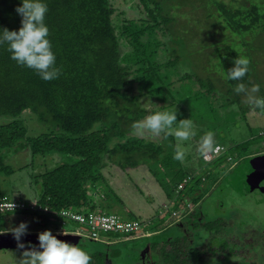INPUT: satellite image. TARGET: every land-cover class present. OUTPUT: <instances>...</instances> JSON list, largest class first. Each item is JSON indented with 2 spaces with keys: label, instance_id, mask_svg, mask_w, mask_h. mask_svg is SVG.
Returning a JSON list of instances; mask_svg holds the SVG:
<instances>
[{
  "label": "trees",
  "instance_id": "obj_1",
  "mask_svg": "<svg viewBox=\"0 0 264 264\" xmlns=\"http://www.w3.org/2000/svg\"><path fill=\"white\" fill-rule=\"evenodd\" d=\"M238 1L236 5L237 0H197V3L139 0L144 16L117 24L113 21L115 8L111 0H44L47 4L44 23L49 29L48 39L56 57L48 69L55 72V78L44 80L38 71L11 59L9 41L4 39L3 31L18 30L21 26V17L15 12L20 0H0V115L9 117L0 123V199L3 196L13 199L1 186V176L12 173L5 162L7 153L29 147L32 157L52 153L60 159L53 167L33 175L35 185L39 186L37 201L48 207L49 212H16L60 218L55 212L61 209L78 212L91 209L117 213L126 220L144 221L131 209H114L115 203L121 200L106 181L102 169L106 162L121 169L146 164L158 178L167 200L158 203L163 213L155 215V221L149 219L142 230L159 232L160 236H152L149 241L150 250L158 253L159 263L207 264L208 259L218 258L220 254H223L221 259L231 261L225 254L234 253L237 244L227 240L228 234L218 236V231L231 226L224 223L222 228L220 217H216L215 225H210L203 219L202 210L198 211L197 207L187 210L189 202L198 206L206 190L203 185L213 175L212 182H216L218 174L208 170L191 174L183 162L173 158L174 135L166 134L165 129L159 141L146 139L136 136L132 125L150 114L143 98L162 102L159 109L174 111L176 120L172 127L184 120L173 100L179 106L182 101L189 102L188 107L195 108L196 116L201 114L200 109L213 110L215 99H223L227 106L240 101L239 92L246 91L252 84L254 54L251 57L246 54L250 63L244 77L230 80L226 76L239 56L253 51L251 46L249 48V35L264 33V0ZM190 12L195 13L193 27L198 37L197 47L193 48L187 41L190 28L178 25V20L184 23L189 19ZM203 19L207 24L200 23ZM202 36L212 41L205 44ZM234 42L244 47V52L234 47ZM124 44L128 49L123 51L120 46ZM199 54L202 63L197 58ZM180 63H186L190 71L180 72ZM217 83L220 87L214 92ZM240 84L244 85L243 91L237 90ZM240 107L242 112L247 108ZM159 109L152 107V110ZM26 110L43 127L41 133L26 134V126L19 117ZM258 136L264 141V135ZM248 145L247 141L232 147L246 151ZM258 152L256 149L254 153ZM227 156L233 157L232 152L215 160L220 162ZM160 173L164 178H160ZM188 175L191 179L178 189V184ZM90 192L100 196V200H94ZM241 198L248 200L249 196ZM173 211L184 214L181 223L172 225L176 229L168 225L175 220ZM167 216L171 221L163 227ZM161 224L162 228H158ZM244 224H239L237 235L242 236L239 241L244 240V230L254 229ZM203 228L210 233L213 231L206 242L201 241L200 229ZM100 232L120 239L138 237L136 232ZM254 234L248 235L252 239L246 240L245 245L250 246L252 241L257 244L258 237ZM217 236L222 240L211 241ZM82 248L91 256L89 264H109L119 254L116 249L105 252L101 248L90 251Z\"/></svg>",
  "mask_w": 264,
  "mask_h": 264
},
{
  "label": "rangeland",
  "instance_id": "obj_2",
  "mask_svg": "<svg viewBox=\"0 0 264 264\" xmlns=\"http://www.w3.org/2000/svg\"><path fill=\"white\" fill-rule=\"evenodd\" d=\"M191 1L197 3V0ZM223 1L227 2L228 0ZM187 2L188 1H186V3ZM111 3L115 8L113 21L117 24H121L123 20L138 18L140 15L144 16L145 14L143 6L140 4L139 0H111ZM235 3L237 5L239 1L237 0ZM184 5L185 4L182 6ZM189 9L192 8L190 7ZM183 11L184 10L181 12L185 13ZM193 16H195V13L191 14L190 12V17L187 21H184L183 23L178 20V25L184 24L187 28H190L187 36V41L192 46L190 48H193L196 45V39L198 38L194 35L196 30H194L193 27ZM201 18L204 17L201 15ZM201 22L207 24V21L204 19L200 20V23ZM249 37L251 41L249 43V48L251 46L253 51L249 52V54L246 52L244 54L245 56L248 55V57H251L254 54L251 64V71L253 73L250 77L252 84L247 86L246 91L239 92V102L227 106L225 105V102L222 101L223 99L217 97L220 96L217 94L216 97L220 100L217 101V99H215V105H212L214 106L213 110H209L208 108L200 109L201 114L196 116V114H194L195 108L188 107L189 102L182 101V104L179 106L176 101L173 100L174 106L178 107L179 112H182V118L184 120L188 119L193 121V131L196 133V135L190 138V140L180 142L181 147L186 151V158L183 161L185 168L191 174H198L207 170L212 174H218L216 182H212L214 180L213 175L209 178L207 183L203 185L206 190L204 189L205 192L198 201V206L192 205V203L189 202L187 210H192L195 207H197L198 211L202 210V213H204L203 219L210 222V225H215L216 217H220L218 218L220 220L219 225H222V228L224 227V223L231 227L218 231V236H226L228 234L226 236L227 240L237 244V246L234 247L235 254L232 252H226L225 254L232 259L231 261L227 262V260H224L223 258L221 259L223 254H220L218 258L208 259L207 264H264V201L258 200L255 202L251 197L250 199L248 198V200L241 198V192L244 193V191L238 190L239 187L235 184L229 183L230 178L227 179L230 172H232L233 178H235L238 176L236 175L237 172L240 173L237 171L238 169L242 170L243 167H247V164L252 161L251 157H255L254 152L256 149L260 152H263L264 150L263 140L257 135L260 130L264 129V112L256 109L253 99L255 97L264 98V33H262L261 36L250 34ZM210 40L212 41L211 38L203 37L205 44L207 41L210 43ZM233 45L241 52H244V47H241L239 43L234 42ZM120 47L123 51L128 49L125 44ZM257 48H259V50ZM260 49L263 50L261 51ZM162 57L165 58L164 54ZM200 57L202 58L199 54L197 58L202 63ZM178 69L180 72H185L187 70L190 71V67H187L186 63H180ZM215 70L217 69L215 68ZM218 75L221 77L220 73ZM253 85L259 86L256 93L251 92ZM216 86L214 92L220 87L218 83ZM136 89L137 88L135 87V90ZM149 100L151 102L153 101L152 107L154 108L159 109V105L163 104L155 99L152 100L146 98H143V104L146 105ZM240 106H246L247 108L242 112ZM159 110H164V108ZM19 117L23 120L26 126V134L29 136L37 135L44 130L28 110L23 111ZM8 119L9 117L0 115V123L6 122ZM176 127L172 128L175 129ZM166 130L169 131L168 129ZM208 131L213 132L215 143L220 141V143L225 146L227 154L230 153V151L232 152L233 157L231 161L227 159H222L220 162L214 160L206 163L203 161L202 154L198 150V142L199 138ZM133 132L135 133V129ZM144 133L143 137L146 139L159 141L161 138V133L152 134L147 130H144ZM247 141L249 142V145L247 146L246 151L241 149L236 150L232 147L234 144H243V142L245 143ZM248 154L253 155L247 157L246 155ZM259 154L260 153H257V155ZM59 159L60 157L57 154L52 153L32 157L29 147H24L18 151L8 152L5 157V162L10 168H12V173L1 176V186L3 191L15 199H21L26 202L32 201V199L37 200L39 186L35 185L33 175L53 167ZM102 173L113 191L120 197L121 203H115L114 209H121V207L125 210L131 209L136 213L135 215L139 218H143V223L145 224L149 219L155 221V215H157V217L160 215L162 211L159 210L160 207L158 203L167 202L165 199V192L159 185L158 178L153 176L148 170L146 164H140L135 168L121 169L116 165L106 162L104 163ZM159 175L160 178H164L162 173ZM90 193H92L94 200H97V198L100 200V196L96 197L97 195L95 193ZM155 210H157L156 213L154 212ZM183 215L184 214H180L179 211H177L174 214L175 220H172V222H170L171 217L167 216L163 227H166L168 224L167 222H170L168 224H171L170 229H174L175 226L172 225H175L177 222L181 223L180 220ZM21 222L26 225L25 234H38L44 230H49L54 234L55 230H61V228L74 230L77 226L81 227L79 223H75L71 220H67L65 224H62L61 217L58 218L57 216L46 214H20L18 211H6L0 214V227L8 230L5 233H12L11 229L15 228ZM240 223H245L244 225L247 226V228H252L251 226H253L256 230H244V233H242L244 240L241 241H239V239L242 238V236L237 235L239 234ZM144 228L145 226L142 225L141 229L145 230ZM158 228H162V224ZM85 231L86 230H84V232ZM147 233L148 234L140 235L134 239H120L114 237L112 234L100 232L99 236L100 238H103L104 241H93L84 236L80 237L81 240L85 242L84 248L89 251L94 248H101V250L103 249L105 252H112V249H116L119 252L117 255L118 258H114L115 256H112V258H114V260L117 259L118 264H136L135 261H137L139 253L142 257L145 252L143 250L145 248L143 245L147 242L146 246H149L148 240H151L152 236H160L158 235V231H148ZM200 233L202 237L201 241L206 242V239L213 234V231L210 233L208 229L203 228L200 229ZM252 233H255L254 236L258 237V239H256L257 244L252 241L250 246L245 245V243H247L246 240L252 239V236H248ZM145 236H147L148 239ZM218 236L213 237L211 241H221V237ZM25 244L29 246L32 244L33 246V243L28 241H25ZM4 248L6 251H0V264H20V261L23 259V250L12 247ZM228 248L230 249L229 246ZM149 254L152 253L150 252ZM146 257H149V255H146ZM109 258H111L110 254ZM145 258L140 259V261H143ZM157 260L158 258L154 255L148 259V264H159L157 263Z\"/></svg>",
  "mask_w": 264,
  "mask_h": 264
},
{
  "label": "clouds",
  "instance_id": "obj_3",
  "mask_svg": "<svg viewBox=\"0 0 264 264\" xmlns=\"http://www.w3.org/2000/svg\"><path fill=\"white\" fill-rule=\"evenodd\" d=\"M15 12L21 17V26L18 30L4 29V39L9 41V51L11 59L18 64H22L29 69L39 72L44 80L55 78V72L48 71L49 67L55 62V53L52 51L51 43L48 39L49 29L44 23L45 13L47 12V4L44 0H20L15 7ZM249 59L246 56H239L235 60V67L228 73L226 78L230 80H239L249 71ZM259 86L253 85L252 93L258 91ZM237 90L243 91L244 85L237 86ZM256 108L264 112V98H253ZM150 110V114L146 115L142 120L133 123L135 135L144 136V130L152 134H159L168 129V135H174L176 139L173 158L176 161L183 162L186 158V151L181 147L180 142L188 141L194 137L196 133L193 131L192 120H182L179 125L173 129V122L176 120L175 112L172 110H152V102L144 106ZM215 147L214 134L211 131L205 132L198 142V150L201 154L212 152ZM33 203L37 201L32 199ZM13 205L10 204V209ZM8 231L0 227V234ZM25 223H19L15 228L11 229L13 238L19 241L21 234L25 233ZM65 233L68 231L64 230ZM39 249H26L23 251V259L20 264H89L91 260L90 254L85 251L79 244H73L58 239L49 230L38 233ZM23 247V245H20ZM154 254H150V257ZM146 257L138 264H148Z\"/></svg>",
  "mask_w": 264,
  "mask_h": 264
},
{
  "label": "built area",
  "instance_id": "obj_4",
  "mask_svg": "<svg viewBox=\"0 0 264 264\" xmlns=\"http://www.w3.org/2000/svg\"><path fill=\"white\" fill-rule=\"evenodd\" d=\"M258 135H264V129L260 130ZM264 145V141H263ZM226 154V148L223 144L216 143L214 150L212 152L202 154V159L204 162H211L221 155ZM229 161L232 160L231 156H227ZM191 179V175L184 177L182 181L178 184V189L182 188L183 185ZM36 200V199H34ZM37 201V200H36ZM10 204L13 207L10 209ZM15 210H25V211H41V212H49L48 207L42 206L38 203H33L32 201L26 202L24 200H19L15 198L9 199L7 196H3L0 199V212L6 211H15ZM177 211H173L172 214H175ZM61 217V223L65 224L67 220H71L75 223H79L81 225L77 226L74 230H67L65 228H61V230H55V233L66 235H76V236H84L91 238L93 240H100L99 231H107L112 230L120 233H131L136 232L137 235L140 236L143 234H148L147 231L143 232L141 227L142 225H146L143 221L133 219L126 220L122 219L117 213H105L100 210H91L86 209L84 212H78L72 209H61L57 212ZM86 230L84 232V230ZM68 233H65V231ZM134 236V237H135Z\"/></svg>",
  "mask_w": 264,
  "mask_h": 264
},
{
  "label": "flooded vegetation",
  "instance_id": "obj_5",
  "mask_svg": "<svg viewBox=\"0 0 264 264\" xmlns=\"http://www.w3.org/2000/svg\"><path fill=\"white\" fill-rule=\"evenodd\" d=\"M258 153H260V154L257 155V153H255V155H254L255 157H251L252 161H250V163L247 164V167H243L242 170H240V169L237 170L240 173H238L236 171L237 172L236 175H238V176H236L235 178H233V177L231 178L232 184L238 185L239 186L238 190L244 191V193L241 192L242 195L243 196L245 195L247 197L249 196V198L250 197L253 198L255 202L258 200L264 201V183H263L264 182V150H263V152L259 151ZM253 154H249V155H247V157H250ZM247 181H249V183H246ZM63 240L66 242H69V243L79 244L82 247H84V245H85V242L83 240H81V238L78 236L77 237L67 236ZM146 244H147V242L145 243V245H143L145 247L143 249L145 252L143 251L144 253H143L142 257L140 256V253H139L138 259H137V261H135L136 264H138V261H140V259L145 258L146 255H149V257H150V254H149L150 252L158 258L157 251L150 250V248H149L150 244H149V246H146ZM30 245H32V244H30ZM0 251H6V249L0 248ZM117 262H118V260H112V261H109V264H118ZM157 263H159V261Z\"/></svg>",
  "mask_w": 264,
  "mask_h": 264
},
{
  "label": "water",
  "instance_id": "obj_6",
  "mask_svg": "<svg viewBox=\"0 0 264 264\" xmlns=\"http://www.w3.org/2000/svg\"><path fill=\"white\" fill-rule=\"evenodd\" d=\"M232 177H233V174L231 173L227 179L230 178V180H231ZM246 183H249V181H247ZM53 235H55L58 239H61V240H63L67 236H74V234L73 235H71V234L61 235V234H57V233H54ZM75 237H77V236L75 235ZM25 241L33 243V246L32 245H30V246L26 245ZM149 241L150 240H148V243H149ZM20 245H23V247H21ZM4 247L19 248L23 251L26 249H29V248L39 249L38 234H25V233H23V234H21L19 241H17L13 238L12 233H2V234H0V248H4Z\"/></svg>",
  "mask_w": 264,
  "mask_h": 264
}]
</instances>
